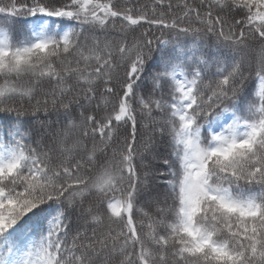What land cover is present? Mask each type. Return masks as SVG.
I'll list each match as a JSON object with an SVG mask.
<instances>
[{"label":"snow or ice","instance_id":"1","mask_svg":"<svg viewBox=\"0 0 264 264\" xmlns=\"http://www.w3.org/2000/svg\"><path fill=\"white\" fill-rule=\"evenodd\" d=\"M0 264H264V0H0Z\"/></svg>","mask_w":264,"mask_h":264}]
</instances>
